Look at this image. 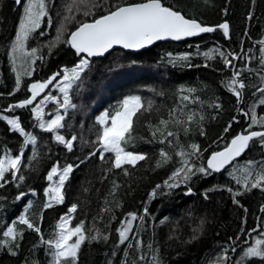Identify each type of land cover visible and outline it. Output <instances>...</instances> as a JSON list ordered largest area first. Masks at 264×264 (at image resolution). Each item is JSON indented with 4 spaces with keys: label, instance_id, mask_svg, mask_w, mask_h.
I'll return each mask as SVG.
<instances>
[{
    "label": "trees",
    "instance_id": "16d2710c",
    "mask_svg": "<svg viewBox=\"0 0 264 264\" xmlns=\"http://www.w3.org/2000/svg\"><path fill=\"white\" fill-rule=\"evenodd\" d=\"M142 1L45 0L47 15L25 43L27 53L31 49L37 51L34 56L16 54L15 62L19 55L24 61H20L23 65L14 71L12 46L22 20L24 2L21 0V5H17L11 0H0V113L19 117L26 131L37 137L35 154L31 144L23 150L18 175H23L24 180L13 181L7 173L9 183L0 188V239H4L3 232L13 222H16L17 231L23 232V238H17L20 247L16 255L7 248H0V264H52V256L41 243V236L45 240L54 239L60 217L68 213L73 204L78 207L69 226L75 227L83 221L89 238L81 246L78 264H152L154 255L161 264H218L217 258L223 248H230L239 236L240 239L235 241L236 252H228V264H237L243 249L264 232V212L261 211L264 192L260 189L244 192L243 185L237 184L233 178L243 174L241 169L248 161L264 160V148L259 138L223 172L215 173L209 169V175L197 173L187 184L181 183L171 190L162 187L157 189L154 198H149L153 189L157 185L163 186L179 167L180 159L175 155L179 150L177 137H171V143H161L164 137L157 134L153 138L150 122L158 124L160 118L167 119L173 108L184 107L185 111L203 114L206 135L201 136L199 125L192 124L187 135L181 130L178 137L179 145L185 148L191 143L200 146L199 158L193 157L192 160L197 167H206V160L212 152L225 147L238 133H246L250 118L244 113L249 112L251 105H256L258 116L264 115V105L259 104L261 93L256 91L264 88L261 81L264 64L261 63L259 43L264 39V0H255V3L253 0H161L165 6L181 11L188 18L214 26V31L181 42H158L139 52L116 49L101 58L89 59L91 67L69 90L72 103L77 107L69 110L64 127L58 130L66 139L73 135L77 137L71 151L57 143L52 133L40 129L31 111L45 95L56 94L55 84H50L33 105L5 111L9 105L31 95L28 85L46 81L54 73L62 75L64 68H71L78 62L79 57L67 43V37L75 27L107 14L117 5ZM249 12L252 13L251 19ZM225 22L229 25L227 36L218 27ZM214 49L239 54V58L232 60L235 67H226L218 54L214 59L203 55H213ZM185 53L190 56L188 61L169 62V54L178 57ZM237 70L247 85L239 103L225 86L233 71ZM26 71H31L32 75H23ZM17 72L22 74L21 88L14 92ZM182 87L195 91L181 93ZM130 95L141 96L145 106L148 101L154 105L151 113L145 112L138 119L134 118L132 139L123 145L126 151L145 154L147 158L135 167L124 165L116 169L112 164L114 154L105 153L101 160L99 148L93 144L99 131L96 117ZM181 95L199 97V102H182ZM214 103L222 107L211 106ZM57 107L54 102H48L44 105V113L51 115ZM229 123L231 128L225 132ZM169 130L175 132L177 128L170 125ZM251 130L264 128L254 125ZM22 144L23 137L10 131L7 123L0 120V155L5 149L14 155L19 154ZM161 149L172 159L162 167H156ZM90 152H96V155L86 160ZM68 164L74 165V169L64 185V202L45 209V189L50 184L48 172L53 166L62 169ZM125 169L129 175L124 174ZM114 185L119 186L115 191ZM189 187L192 192L186 194ZM229 188L243 192L237 197L239 205L233 203ZM21 192L25 195L17 200ZM145 206L148 208L145 219L133 221L130 240L120 244L117 229L122 227L121 221H126L129 213L144 215ZM22 214L40 228V233L18 223ZM253 228L257 231L249 236L248 230ZM98 233L108 239L92 240ZM136 240L141 241L139 248L135 246ZM129 243L133 246L129 247ZM245 264H264V260L249 258Z\"/></svg>",
    "mask_w": 264,
    "mask_h": 264
},
{
    "label": "snow or ice",
    "instance_id": "6c2138e0",
    "mask_svg": "<svg viewBox=\"0 0 264 264\" xmlns=\"http://www.w3.org/2000/svg\"><path fill=\"white\" fill-rule=\"evenodd\" d=\"M19 4L21 0H16ZM255 3V0H253ZM47 15L45 0H27L24 9L23 18L19 24L15 40L12 46L13 64L16 61V54H25L34 56L36 49H31L30 53L25 51V43L29 39L30 35L40 28L41 19ZM252 13L249 12V19H251ZM223 29L225 36L229 33V25L227 22L222 23L218 26ZM214 31L211 27L203 26L195 18H187L186 15L182 14L179 10H174L172 7H166L162 4L161 0H144L141 3L128 4L125 6L117 5L115 10L109 11L106 15H101L98 19H94L91 23H81L79 27L73 31L67 40V43L75 50L76 55L79 57L78 62L74 64L70 69L64 68L62 75L60 72L54 73L53 76L49 77L46 81H35L28 85V90L31 95L19 101L15 105H9L8 109L14 108H26L33 105V102L37 100L44 90L49 87L50 84H58L62 79L63 83L59 88V92L62 93V100L51 94L45 95L43 99L39 101L34 107L31 108L33 115L38 120V126L45 132L52 133L53 139L63 144L69 151L74 147L73 142L77 139L73 135L70 139H66L64 135L59 133V129L64 127V121L69 113V110L76 109L77 105L72 103V97L70 95V89H73L83 77V74L91 67L89 58L102 56L113 45H122L124 49H140L146 45H150L153 41L161 40L165 38H171L179 40L183 37L196 36L200 33ZM43 35V33H41ZM247 35V33H246ZM261 63L264 64V39L260 42ZM213 55L209 53H203L207 59H214L215 54H218L223 59L226 67L235 66L232 60L239 58V54L232 52L225 53L219 49L212 50ZM86 54V55H85ZM232 57V59H229ZM190 58L188 53L182 54L178 57H172L169 54L170 63H179L188 61ZM15 71V68L13 69ZM21 73H16V87L13 90L18 91L21 88ZM23 75L31 76V71H26ZM261 81L264 82V76H261ZM227 89L236 97L237 102L243 100L244 90L247 85L242 79L240 71H233L232 76L225 82ZM181 93L188 92L192 93L195 89H184L183 87L179 90ZM257 92L261 93V99L259 100L260 105H264V88H257ZM12 95V93H9ZM163 95V93H160ZM255 95V93H253ZM54 101L58 107L55 110V114L51 119H44V105L47 102ZM182 102H199V97H191L190 95H181ZM202 103V102H201ZM217 109L222 106L219 103L211 105ZM154 105L152 101H148L145 106L142 103V98L139 95H130L125 97L113 108L105 110L99 116L96 117V123L99 125V131L96 136V141L93 142L94 146L99 148V155L101 160L104 159L105 153H113L115 156L112 162L113 167L116 169L122 168L124 165H131L135 167L138 162L144 161L147 157L145 154H138L132 151H126L123 145L128 144L132 139V133L134 131V118L145 112L151 113ZM60 109H63L61 114ZM159 111V109H156ZM245 116H249L250 123L245 133H238L231 141L224 147L222 151L212 152L211 156L207 159V166L203 165L197 167L192 158H199L200 146L196 143L183 146L179 145L178 132L183 131L187 135L191 131L192 124H198L200 128L199 134L201 136L206 135L203 121L204 115L195 111H185L184 107L179 110L173 108L168 113V118H160L158 124L149 123V129L152 133L153 138L159 134L164 139L161 143H171V137H177V146L179 150L175 153L179 157V167L172 172L168 180L164 182V185H157L156 189H153L152 193L149 194V198L152 199L157 195V189L166 187L169 190L177 188L181 183L187 184L193 176L197 173L209 175V169L212 171H220L226 165H229L236 157L241 156L256 138H259V143L264 148V131H253L251 130L254 125H259L264 128V115L257 114L256 105L253 104L249 108V112L244 113ZM181 117H186L183 119ZM0 120H3L9 126V130L15 133H19L23 137V144L19 154H12L10 150L5 149L4 154L0 155V188L4 187L5 184L9 183L6 179V174L10 173L12 180L23 181L24 176L18 175L19 170L22 166V157L24 147L31 144L33 146V152L36 153L37 137L31 132L26 131L22 126L19 117H9L0 113ZM235 120V117H233ZM110 121V123H109ZM175 126L177 131H170L169 126ZM231 128V123L224 129L228 132ZM96 155V152H90L89 157ZM160 159L156 162V167H162L168 163L172 156L168 152L161 149L159 153ZM35 155L33 159H35ZM83 163V161L81 162ZM258 165V170H257ZM78 167V165L76 166ZM74 169V165L68 164L60 169L58 166H53L48 172L47 179L53 181L45 189L47 196V202L44 204V208L48 209L53 204H61L64 202V185L69 179L70 174ZM235 171V170H234ZM243 173L241 176H234L237 184H242L244 192H249L253 189H260L264 192V160L260 162L248 161L246 166L241 169ZM125 175H129L127 169L124 170ZM230 175H233L230 173ZM58 176V181H54V177ZM118 185H114L113 191L118 188ZM208 191H211L209 189ZM228 191L233 196V203L239 205L240 202L237 197L243 195V192L233 191L231 188ZM192 189L189 187L186 194H190ZM25 193L21 192L16 199L19 200ZM205 199H207V193H205ZM31 202H29V206ZM242 207V205H240ZM77 205L73 204L69 209L68 213L60 217L57 223V232L54 239L45 240L41 236V243L46 246V250H49V254L52 256V264H78V254L81 246L89 238L86 235L84 229V222L81 221L75 227H70L73 219L72 214L76 212ZM247 212V209H244ZM261 211L264 212V205H261ZM27 212V208L25 209ZM148 214V208L145 206L144 215L138 216L136 213H129L126 221H121V228L117 229L119 235V243L124 244L130 240L129 233L132 232L133 221L139 219L143 221L145 216ZM18 223L26 225L28 229H32L37 233H40V228L36 227L30 222L29 218L22 214L18 218ZM257 227H260L259 225ZM245 231L244 229L241 230ZM257 231L256 228L248 230L249 236ZM264 236V232L260 233ZM4 239H0V248H7L12 254H17V249L20 247L18 237L23 238V232L17 231L16 222H13L11 226L7 227V230L3 232ZM73 238L74 241H73ZM108 239V236H101L97 234L93 236L92 240ZM232 238H230L231 240ZM240 239L239 236L233 241V245L224 247L220 255L218 256V264H228L230 257L228 252H236L235 241ZM247 244V241H245ZM141 245L140 240H136L135 246L139 248ZM133 245L129 243V247ZM127 255V250L125 251ZM249 258H261L264 260V239L256 238L247 247L243 249L242 255L237 260V264H245V260ZM143 259V257H141ZM152 264H161L158 256H153Z\"/></svg>",
    "mask_w": 264,
    "mask_h": 264
},
{
    "label": "water",
    "instance_id": "95a60500",
    "mask_svg": "<svg viewBox=\"0 0 264 264\" xmlns=\"http://www.w3.org/2000/svg\"><path fill=\"white\" fill-rule=\"evenodd\" d=\"M11 1H15V2H16V0H11ZM142 2H144V1H142ZM161 2H162V1H161ZM137 3H141V2H137ZM16 4H18V3L16 2ZM132 4H135V3H132ZM162 4H163V3H162ZM126 5H128V4H126ZM122 6H125V5H122ZM164 6H165V5H164ZM166 7H168V6H166ZM114 10H115V9H114ZM107 14H108V13H107ZM104 15H106V14H104ZM99 17H100V16H99ZM99 17H97L96 19H98ZM197 21H198V20H197ZM91 22H93V21H87V23H91ZM198 22H199V21H198ZM84 23H85V22H84ZM77 27H79V25H78ZM77 27H75V28L69 33V35H68V37H67V40L69 39L71 33H72L73 31H75ZM206 27H207V26H206ZM206 33H210V32H206ZM206 33H200V34H198V35H196V36H191V37H183V38H181V39H179V40H174V39H171V38H165V39H161V40H156V41H153L152 44H150V45H146L145 47L140 48V49H124V48L122 47V45H113V47H112L111 49H109L106 53H104L102 56L91 57V58H89V59L101 58V57L107 55L108 53H110V52H112L113 50H116V49H120V50H123V51H125V52H131V53L139 52V51H141V50H145V49L150 48L151 46H153L154 44H156V43H158V42H162V41L181 42V41H185V40L195 39V38H197V37H199V36H201V35H203V34H206ZM69 47L71 48L70 45H69ZM71 50L75 51L73 48H71ZM85 55H86V54H85ZM253 131H264V130H253ZM245 134H246V133H245ZM232 138H233V137H232ZM232 138H231V139H232ZM231 139L228 141V143L231 141ZM228 143H227V144H228ZM223 149H224V147L221 148V149H219V150H217V151H215V152L222 151ZM245 152H246V151H245ZM245 152H244V153H245ZM244 153H242L241 156L236 157V158L234 159V161H236L237 159H239L240 157H242ZM211 154H212V153H211ZM211 154H210L209 156H211ZM209 156H208V157H209ZM207 159H208V158H207ZM234 161H232L229 165H226V166H225L223 169H221L220 171H214V172H215V173H221V172H223V171H224L227 167H229ZM206 164H207V160H206Z\"/></svg>",
    "mask_w": 264,
    "mask_h": 264
},
{
    "label": "rangeland",
    "instance_id": "374dc122",
    "mask_svg": "<svg viewBox=\"0 0 264 264\" xmlns=\"http://www.w3.org/2000/svg\"><path fill=\"white\" fill-rule=\"evenodd\" d=\"M26 2H24L23 3V6H22V8H23V15H24V9H25V5H26V3H27V0H25ZM25 4V5H24ZM23 15H22V18H23ZM12 60H13V57H12ZM18 60H19V62H18ZM18 60H17V62H15V64H14V68H20L22 65H23V63L22 62H20V61H24V58H22L20 55H19V58H18ZM70 69V68H69ZM62 83H63V81H62V79L60 80V83H58V84H55L54 85V89H56V94L55 95H52V96H55V97H57V99H61L62 100V93H60L59 92V88H60V86L62 85ZM47 95H49V94H47ZM50 102H54V101H50ZM48 103V102H47ZM46 103V104H47ZM55 103V102H54ZM56 104V103H55ZM57 105V104H56ZM62 110L63 109H60V112H61V114H62ZM54 114H55V111L50 115V113L49 112H47V113H45L44 114V119L45 120H48V119H51L53 116H54ZM139 154V153H138ZM58 176H56V177H54V181H58ZM51 183H53V181H50V184ZM49 184V185H50ZM261 233V232H260ZM256 238H260V239H264V236H259V237H254V239H256ZM74 239L75 238H73V241H74ZM254 239H252V242L254 241ZM251 242V243H252Z\"/></svg>",
    "mask_w": 264,
    "mask_h": 264
},
{
    "label": "bare ground",
    "instance_id": "6f19581e",
    "mask_svg": "<svg viewBox=\"0 0 264 264\" xmlns=\"http://www.w3.org/2000/svg\"><path fill=\"white\" fill-rule=\"evenodd\" d=\"M23 1L26 2L25 0H23ZM14 2H15V1H14ZM15 3H16V2H15ZM20 3H21V2H20ZM20 3L17 4V5H21ZM24 5H25V4H24ZM22 6H23V5H22ZM21 8H22V7H21ZM21 13H22V11H21ZM187 18H188V17H187ZM19 22H20V21H19ZM199 22H200V21H199ZM201 24H202V23H201ZM202 25H203V26H207V27H211V28L215 29L214 26L204 25V24H202ZM212 32H213V31H212ZM212 32H210V33H212ZM206 34H209V33H206ZM162 42H164V41H162ZM25 46H26V45H25ZM29 50H30V49H29ZM12 62H13V60H12ZM206 166H207V164H206ZM210 170H211V169H210ZM253 236H254V235H253ZM253 236H252V237H253Z\"/></svg>",
    "mask_w": 264,
    "mask_h": 264
}]
</instances>
